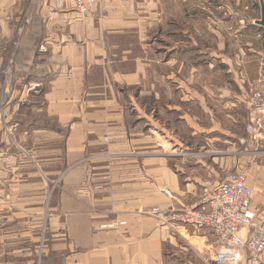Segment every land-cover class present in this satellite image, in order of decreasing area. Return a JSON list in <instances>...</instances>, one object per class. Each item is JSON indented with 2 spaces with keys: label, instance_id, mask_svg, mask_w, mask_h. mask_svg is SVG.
Listing matches in <instances>:
<instances>
[{
  "label": "crops",
  "instance_id": "obj_1",
  "mask_svg": "<svg viewBox=\"0 0 264 264\" xmlns=\"http://www.w3.org/2000/svg\"><path fill=\"white\" fill-rule=\"evenodd\" d=\"M196 2L99 0L82 17L69 0L59 8L54 0H0V264H170L171 228L140 211L172 201L184 207L188 198L195 208L200 181L173 172L214 173L216 160L172 157L192 150L196 139L236 144L226 125L237 124L239 110L248 115L242 94L193 85L192 74L179 79L192 56L174 36L196 28ZM237 23L240 30L249 25ZM132 87L135 101L127 95ZM133 117L143 122L137 129ZM108 143L123 156L137 145L138 163L84 161ZM175 159L180 166L170 164ZM255 162L239 161L236 172H247L260 214L264 163ZM191 231L213 254V237Z\"/></svg>",
  "mask_w": 264,
  "mask_h": 264
},
{
  "label": "rangeland",
  "instance_id": "obj_2",
  "mask_svg": "<svg viewBox=\"0 0 264 264\" xmlns=\"http://www.w3.org/2000/svg\"><path fill=\"white\" fill-rule=\"evenodd\" d=\"M98 1L99 0L96 2L94 11ZM205 1L206 3H202V0H200L201 3H195L194 20L196 28L184 27L179 29V37L174 36V38L178 39L180 42V46H183L182 49L189 51L186 56H192L189 58V61H184L182 63L180 69L182 74L180 73L179 79L182 81V75L183 78H185L187 74H192L190 82L193 85H223L232 91V93H230L232 96L238 97V93L239 95L242 94L246 106L250 98L251 90L254 89L258 81L262 79V70L264 68V28L254 24L251 25L252 19H254L257 14L258 17H260V6L259 4L257 5V0ZM22 4L24 7L23 11H25L27 2ZM215 5L222 6L220 9L213 10ZM242 6L243 8L239 9ZM10 14H12L11 11ZM240 20L244 21L243 24L245 27L247 26V22L249 23L247 28L240 30L239 24L237 23ZM16 21L17 20L14 22ZM170 31L171 30L168 29L167 32ZM150 33H152V35L148 36L147 40L154 48L155 37L153 31ZM168 36L171 38L170 34ZM189 37H191V40ZM192 41L195 43L194 46L191 45ZM9 66L10 65H8L5 70L7 73ZM127 95L135 101L137 90L132 87L131 92L127 93ZM236 118L237 124L235 126L227 124L226 129L230 136L234 137L231 133L235 134L237 145L232 142H213L208 144L205 142L204 145L202 142H199L202 140L196 139L197 142L193 145L192 150L186 149L185 151L176 152L172 157L177 159L190 158L196 161L216 160L214 173H209L210 171H203L202 169L196 170L195 172H191L190 170H185L184 173L173 172V174L180 179H183L182 176H188L189 178H196L200 181L201 190L197 198L199 203L195 208L187 207L191 205L188 198L187 201L182 200L181 202V204H184L185 208L177 206L174 204V201H172L173 203L169 202V204L163 208L150 206L140 211L145 215L154 216L160 220V223L165 227H168V224L173 225V228L170 229L172 244L166 246L165 249L166 254L169 255L170 264H207V260L212 255V251H209L205 240L199 239L197 235L193 234L191 231L193 230L192 227L189 228L188 233L184 232L179 222L172 220V215H166V213L173 212L178 214L182 209L192 210L200 208L206 199L205 188L208 187V191H210L217 183L222 182L229 176L240 173L236 172V166L239 161L241 162V160H243V162H247V164H254L256 163L255 160L258 163H264V133L258 135L255 139L247 135L245 126L248 121V115L246 116L244 110L237 111ZM138 123L143 122L134 119V117L131 118V126L133 129L138 128ZM147 124H149L147 128L153 127V115L151 119H148ZM177 132L179 136L182 135L185 138L186 133L181 129H178ZM184 141L185 140H183V142ZM260 142L261 145H259ZM146 148L148 154H153L155 152L153 144L149 143ZM140 156L137 145H132L131 154L129 156H123L122 154H118V152L112 151L110 143H108L104 152H101L99 155L86 157L84 161L111 166L124 160H130L131 163H138ZM164 158L167 159L169 157L166 156ZM177 159L170 164L180 166V161ZM261 159H263V161H261ZM241 172H244L246 179L247 172ZM58 180L59 179L50 180V192L55 190ZM163 193L172 200V193H169L168 190H164Z\"/></svg>",
  "mask_w": 264,
  "mask_h": 264
},
{
  "label": "built area",
  "instance_id": "obj_3",
  "mask_svg": "<svg viewBox=\"0 0 264 264\" xmlns=\"http://www.w3.org/2000/svg\"><path fill=\"white\" fill-rule=\"evenodd\" d=\"M63 0H54L57 8ZM79 16L94 12L97 0H69ZM264 67V66H263ZM0 95V104L3 101ZM248 121L245 131L257 138L264 133V68L262 79L251 90L246 103ZM205 202L198 209H182L171 214L185 230L193 228L204 231L218 243L207 264H264V212L258 214L253 208V191L247 186L244 172L227 177L208 191ZM120 222L117 225L123 226ZM169 228L173 225L168 224ZM34 264H40L37 261Z\"/></svg>",
  "mask_w": 264,
  "mask_h": 264
},
{
  "label": "water",
  "instance_id": "obj_4",
  "mask_svg": "<svg viewBox=\"0 0 264 264\" xmlns=\"http://www.w3.org/2000/svg\"><path fill=\"white\" fill-rule=\"evenodd\" d=\"M259 6H260V19L256 22V24L264 28V1L263 0H259Z\"/></svg>",
  "mask_w": 264,
  "mask_h": 264
},
{
  "label": "bare ground",
  "instance_id": "obj_5",
  "mask_svg": "<svg viewBox=\"0 0 264 264\" xmlns=\"http://www.w3.org/2000/svg\"><path fill=\"white\" fill-rule=\"evenodd\" d=\"M262 140V139H261ZM259 145H261V142H260V144Z\"/></svg>",
  "mask_w": 264,
  "mask_h": 264
}]
</instances>
